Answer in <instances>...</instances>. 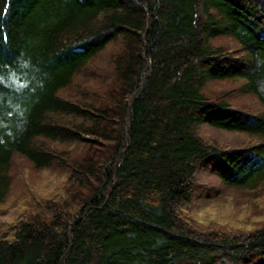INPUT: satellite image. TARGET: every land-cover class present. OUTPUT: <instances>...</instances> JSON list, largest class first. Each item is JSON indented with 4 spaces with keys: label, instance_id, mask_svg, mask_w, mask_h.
I'll return each instance as SVG.
<instances>
[{
    "label": "trees",
    "instance_id": "1",
    "mask_svg": "<svg viewBox=\"0 0 264 264\" xmlns=\"http://www.w3.org/2000/svg\"><path fill=\"white\" fill-rule=\"evenodd\" d=\"M16 156L67 184L0 227V264H264V227L189 216L264 191V0H0V202Z\"/></svg>",
    "mask_w": 264,
    "mask_h": 264
},
{
    "label": "rangeland",
    "instance_id": "2",
    "mask_svg": "<svg viewBox=\"0 0 264 264\" xmlns=\"http://www.w3.org/2000/svg\"><path fill=\"white\" fill-rule=\"evenodd\" d=\"M221 43L231 44L227 40ZM241 86L239 82L215 83L211 89L214 94L227 96L233 107L258 113L262 105L254 96H240L234 89ZM234 88V89H233ZM212 138L220 141L225 148L240 147L241 144L252 142L247 136L228 134L207 130ZM11 186L4 201L0 202V227L7 229L25 219L31 206L37 202L55 200L63 197L67 184V175L59 168L36 169L26 159L16 156L11 168ZM205 188L210 185L220 187V182L206 176L198 177ZM211 180V181H210ZM210 181V182H209ZM210 194V193H209ZM212 195V194H211ZM204 198V199H203ZM196 201L189 216L198 227L220 229L233 235H249L264 227V191L261 193L219 191V196ZM212 201H211V200ZM203 228V227H202Z\"/></svg>",
    "mask_w": 264,
    "mask_h": 264
}]
</instances>
